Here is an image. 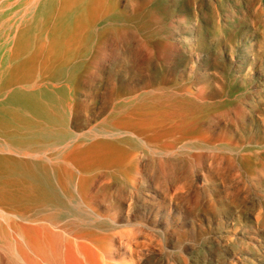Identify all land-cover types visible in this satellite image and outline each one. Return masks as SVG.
Returning <instances> with one entry per match:
<instances>
[{"label":"rangeland","instance_id":"rangeland-1","mask_svg":"<svg viewBox=\"0 0 264 264\" xmlns=\"http://www.w3.org/2000/svg\"><path fill=\"white\" fill-rule=\"evenodd\" d=\"M43 78L64 85L71 132L117 116L129 138L116 156L88 138L63 166L72 178L57 176L65 147L36 154L93 215L30 209L59 239L30 233L56 242L55 263L264 264V0H0V120ZM140 102L150 112L131 114ZM3 214L0 264H50L23 254Z\"/></svg>","mask_w":264,"mask_h":264},{"label":"bare ground","instance_id":"bare-ground-1","mask_svg":"<svg viewBox=\"0 0 264 264\" xmlns=\"http://www.w3.org/2000/svg\"><path fill=\"white\" fill-rule=\"evenodd\" d=\"M60 83L61 82L50 80L49 78L35 81L29 90H25L22 101L18 104L20 108L11 107L6 112L8 114L6 120H0V210L4 213L2 220L9 224L13 234L23 240L26 247L23 250V254H28L32 260L38 263L39 260H43L45 263L50 264L55 263L57 252L56 242L59 239L55 237L56 234H54L53 230L51 232L47 223L42 224V222H37L33 215L29 214L30 209L53 205L62 208L65 213H69L75 218H78L81 222L86 220L90 221L93 218L92 214L83 210H78L75 206L73 207L61 199L53 185L50 173L51 168L50 164L47 162L48 160L40 159L41 161H37L36 154H38V151L45 148L52 149L58 146L65 147L68 152H65L64 161L57 164V166H60L57 176L60 179H62V176L72 178L74 173L71 168H64L63 166H72L74 153L76 151L80 152V150H85L87 146L85 141L88 138H95L96 141L93 145H97L99 148L103 147L106 148V150L107 148L112 149L115 151V156L118 151L123 152V144H120L129 139L125 136H119L124 132L120 129L118 124H116L117 116L114 115V119H112V121L110 119L111 122L109 121L106 126L102 124V127L98 126V128L88 131H81L80 133L71 132L68 129L69 121L67 118L66 103L68 98L65 94L64 85H60ZM141 103L142 102H140V104L135 103L132 106V110L130 109L129 112L131 111V114L136 112H150L151 106L147 105V102L146 104ZM14 104H16V102H14ZM153 104L155 105V103ZM120 105L123 109L124 105L123 107L122 104ZM121 108L119 110H121ZM154 108L156 110V106ZM125 110L123 111L124 113ZM121 112L122 110L119 112L120 115H122ZM116 114H118V112ZM109 149L108 153L110 151ZM9 152L12 154L15 153L17 156ZM18 155L23 157H18ZM35 156L36 161L33 159ZM109 157L108 163H110L111 166H106L107 169L119 167L118 160H114L113 153L112 158L111 154ZM105 159H107V157H105ZM86 167L87 166H85V168ZM84 176L85 175H81L80 173L78 175V189L81 193L88 190V187L84 185L86 180ZM63 190L65 191V188ZM65 193L67 194V192ZM43 196H45L44 199H42ZM92 212H94V215L102 218L96 211ZM11 217H16L17 221L14 222L13 219L10 221L9 219ZM55 217L47 215L46 220H48V223L51 225L56 222L54 221ZM10 222L12 223L10 224ZM23 222H26V224ZM68 227H70L69 223H64L63 229H68ZM77 227H80V230L73 234L75 238L73 241L76 240L78 246H83L85 242L80 240L77 241V239H90L92 237V232L84 231V229H81V226ZM39 231L47 233L49 238L55 237L56 240L54 239V241L56 242H50L48 249L46 248L47 246L43 249L37 247L36 243L30 239V233ZM58 233L59 232H57V234ZM64 239L69 241V237L67 236H65ZM43 244H45L44 241L42 242V245ZM60 244L63 245L61 242ZM60 248L63 247L60 246ZM59 250L61 251L62 249Z\"/></svg>","mask_w":264,"mask_h":264},{"label":"crops","instance_id":"crops-1","mask_svg":"<svg viewBox=\"0 0 264 264\" xmlns=\"http://www.w3.org/2000/svg\"><path fill=\"white\" fill-rule=\"evenodd\" d=\"M262 257H263V258H261V259H260V260H261V262H263V261H264V255H262Z\"/></svg>","mask_w":264,"mask_h":264}]
</instances>
